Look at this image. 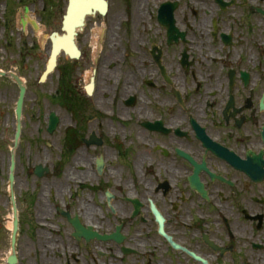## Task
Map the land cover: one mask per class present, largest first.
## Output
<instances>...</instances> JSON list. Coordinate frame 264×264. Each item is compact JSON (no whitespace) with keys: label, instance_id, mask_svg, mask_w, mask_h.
Segmentation results:
<instances>
[{"label":"flooded vegetation","instance_id":"1","mask_svg":"<svg viewBox=\"0 0 264 264\" xmlns=\"http://www.w3.org/2000/svg\"><path fill=\"white\" fill-rule=\"evenodd\" d=\"M70 28L81 55H59L38 129L49 171L25 174L49 196L17 249L40 258L16 264H264V0H0V44L20 46L0 56L45 69L29 47Z\"/></svg>","mask_w":264,"mask_h":264},{"label":"rangeland","instance_id":"2","mask_svg":"<svg viewBox=\"0 0 264 264\" xmlns=\"http://www.w3.org/2000/svg\"><path fill=\"white\" fill-rule=\"evenodd\" d=\"M5 44H0V55L4 52L15 53L19 52L17 44L12 43L5 51ZM44 48H30V52H47L49 46L42 45ZM43 56H29V58L18 56H0V68L4 70H12L20 74L28 82V96L26 104V113L23 117V140L20 142L18 149L16 150V183H15V196L17 200V206L19 213L26 214L27 212H39L40 205L38 202L43 198H48V194H44L38 190V182L31 175L29 181H26V171L28 166L32 168L33 164L42 163L43 157L38 153V147L36 146L38 140V132L40 127V121L43 118L44 107L47 110L55 109L54 101L51 97L52 91V79L56 80L55 73H53L46 82L40 83L39 77L43 72ZM40 65L37 77L34 76L35 68ZM24 65H29V68H25ZM11 83L9 79L0 77V86L6 83ZM16 88V86H15ZM30 117V119L28 118ZM9 126V127H8ZM14 130L12 123L0 124V264H3L10 253L9 238H10V223L13 214L12 205L10 201L9 191V161H10V149L13 146ZM20 148H23L21 151ZM37 185V186H36ZM30 198V200H29ZM38 198V200H37ZM32 199V201H31ZM23 241L24 237H21ZM19 260L26 261L27 259H39L40 253L27 251L24 246L19 250Z\"/></svg>","mask_w":264,"mask_h":264},{"label":"water","instance_id":"3","mask_svg":"<svg viewBox=\"0 0 264 264\" xmlns=\"http://www.w3.org/2000/svg\"><path fill=\"white\" fill-rule=\"evenodd\" d=\"M73 33H70V39L69 42H64V43H60L58 44V46H55L52 50V55L58 53L62 48L66 51L69 52L70 54H74L77 51L76 48V44L74 43V39H73ZM51 67L54 65L55 63V57L52 56L51 57ZM49 69V68H48ZM47 73V72H46ZM45 73V74H46ZM0 74H5L4 72L0 71ZM44 74V76H45ZM11 76L20 84L21 86V95H20V99L18 102V116L20 117V113H21V106H22V100H23V95H24V91H25V86L22 83V80L14 73H11ZM55 125V119L53 120V125L52 128ZM20 120L18 122V130H17V135H16V143L18 141L19 138V134H20ZM14 165H15V161L14 159L12 160V164H11V169H10V174H9V180H10V188H11V196H12V201L14 204V221H13V232H12V252L8 257V264H13L14 262H16L17 259V252H16V235H17V231H18V216H17V207H16V202H15V197H14ZM42 167L41 165L37 166V173H41Z\"/></svg>","mask_w":264,"mask_h":264},{"label":"bare ground","instance_id":"4","mask_svg":"<svg viewBox=\"0 0 264 264\" xmlns=\"http://www.w3.org/2000/svg\"><path fill=\"white\" fill-rule=\"evenodd\" d=\"M10 226H11V223H10Z\"/></svg>","mask_w":264,"mask_h":264}]
</instances>
